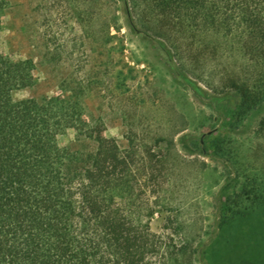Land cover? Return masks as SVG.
Here are the masks:
<instances>
[{
    "label": "rangeland",
    "instance_id": "374dc122",
    "mask_svg": "<svg viewBox=\"0 0 264 264\" xmlns=\"http://www.w3.org/2000/svg\"><path fill=\"white\" fill-rule=\"evenodd\" d=\"M7 1L0 51L25 63L29 82L13 100L57 96L79 108L61 151L92 153L88 132L122 152L151 148L168 168L171 203L151 231L190 245L193 264H264V140L255 134L263 113L242 114L233 92L180 69L130 27L122 0ZM197 74L206 81L212 72Z\"/></svg>",
    "mask_w": 264,
    "mask_h": 264
},
{
    "label": "trees",
    "instance_id": "16d2710c",
    "mask_svg": "<svg viewBox=\"0 0 264 264\" xmlns=\"http://www.w3.org/2000/svg\"><path fill=\"white\" fill-rule=\"evenodd\" d=\"M122 1L130 27L180 69L233 92L242 114L261 111L255 134L264 140V0ZM7 5L0 0V28ZM27 69L0 51V264H193L190 245L150 229L171 205L163 157L147 146L122 152L97 132H88L92 153L67 156L58 138L79 108L57 96L14 101ZM206 69L205 81L197 73Z\"/></svg>",
    "mask_w": 264,
    "mask_h": 264
}]
</instances>
